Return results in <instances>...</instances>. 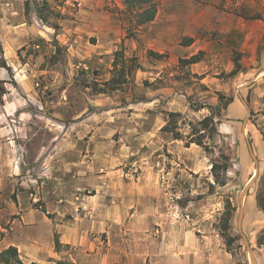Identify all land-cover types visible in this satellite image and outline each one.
<instances>
[{"label":"rangeland","instance_id":"374dc122","mask_svg":"<svg viewBox=\"0 0 264 264\" xmlns=\"http://www.w3.org/2000/svg\"><path fill=\"white\" fill-rule=\"evenodd\" d=\"M24 1L0 0V47L3 53H0V61L4 57L11 67L18 69L17 73H23L27 78L22 85L14 82L16 72L7 73L10 94L3 98L8 103H14L18 98L23 104L21 110L12 111L10 115L13 120L9 125L13 131V125H16L15 133L21 135L19 142L16 140L11 145L14 150L12 165L18 164L20 174L17 178L32 194L33 206L46 211L43 197H51L59 204L66 197L65 193L72 191L78 183L83 196L95 197L90 207L100 202V210L107 213L109 206L115 207L116 215L120 211L124 214L128 206L122 201H114L116 195L112 192L121 191L128 181L138 182L158 174L159 186L167 192L169 201L170 212L165 216L172 222L169 232L193 230L200 240L206 241L204 252L209 245L226 251L219 227L228 198L235 207L228 231L234 242L230 253L226 251L230 264H251L249 252L256 264H264V211L258 208L255 200L258 181L264 173V74L259 76L257 71L246 68L247 72L236 79L230 74H220L225 79L233 78L228 80L230 90L224 95L237 103L240 116L232 108H219L217 92L204 95V102L197 100L200 97L197 92L186 96L190 106L205 103L215 107L217 134L206 140L210 153L196 145L185 149L182 141L171 148L167 144L170 135L160 131L158 136L147 139L144 137L147 124L131 120L133 116L127 107L143 100L151 85L135 77L137 68L129 62L133 57L126 56L122 46L117 51L122 49L126 60L123 63L118 58L117 64L124 75L119 76V70L113 71L112 66L108 80L116 77L118 82L110 87L102 86L105 81L97 77L95 68L99 48L94 46L97 40L89 24L96 16L92 17L85 11L86 7L70 1L63 10L68 18L59 22L60 29L55 32L47 25L26 19ZM122 3L120 9L113 1L108 4L100 0L97 11L113 14L111 16L121 22L125 36L130 31L135 36L139 27H133L134 19L126 12L124 0ZM258 5L257 11H253V6L247 7L245 20L258 18L264 22V0ZM237 38L239 40V36ZM233 58L239 60L240 55L237 53ZM183 75L184 83H193L189 73L183 72ZM93 87L107 90L109 97L98 96L100 94L93 92ZM212 97L215 100L209 99ZM106 108L111 111L102 113ZM182 115L186 118L185 123L206 117ZM0 126L9 127L1 113ZM182 130L187 133L189 127L182 125ZM221 154L229 159L223 186L215 185L210 173L211 163L220 161ZM255 174V181L244 199L240 221L239 196ZM85 211L86 208L80 210L81 214ZM186 213L189 214L188 221L183 217ZM65 220L72 218L67 216ZM87 220L91 221L90 215ZM1 226L4 230L0 228V251L9 247L1 244L9 232V225ZM39 229L41 240H45L44 227L40 225ZM155 233L151 232L153 238ZM102 239L106 241L105 235ZM78 250V247L60 246L52 264H74L69 255L84 254L83 250ZM17 251L22 264H37L23 259V252ZM194 253L191 252V264H194ZM180 255L157 259L155 256L146 264H186L187 259H180Z\"/></svg>","mask_w":264,"mask_h":264},{"label":"crops","instance_id":"0c3cea01","mask_svg":"<svg viewBox=\"0 0 264 264\" xmlns=\"http://www.w3.org/2000/svg\"><path fill=\"white\" fill-rule=\"evenodd\" d=\"M70 1L86 7L85 11L92 17L96 16L89 24L97 40L94 46L99 48L95 68L100 80L110 78L112 54L120 46L126 56L137 59L139 68L135 77L142 82L148 81L151 86L143 100L130 104L127 109L133 116L131 120L147 124L144 132L147 139L158 136L165 124V112H179L197 118L207 116L208 109L194 110L187 103L186 96L197 92L200 96L197 100L204 102V95L208 93L226 94L230 90L228 80L247 72H237L233 78L227 79L220 76L233 70L235 54L240 55L242 67L257 71L259 76L264 74V22L258 18H244L247 7L253 6V11H257L263 0H155L154 19L140 26L135 36L129 38L125 36L121 22L111 16L113 14L97 11L100 0H67V3ZM102 1L108 4L113 1L115 6L123 8L122 0ZM148 52L165 57L156 59ZM196 55L200 56L197 62L181 64L180 61ZM11 70L16 72L14 82L26 83L23 73H17L15 67ZM183 72L189 73L193 83H184ZM7 76V71L0 68V80L7 81ZM7 84H4L5 95L10 94ZM101 95L109 97L107 94L98 96ZM209 99L215 100L213 97ZM21 108L23 104L18 98L14 103L3 98L0 106L2 119L9 126H0V228L3 231L1 225H9V232L1 240L3 246L16 247L23 252V259L37 264L53 263L57 256L55 235L62 247L73 246L78 247V252L84 251L81 256L79 253L74 257L69 255L74 264H146L152 257L157 259L177 253H181L180 259H187L186 264H191V252H195L194 264H230L228 254L219 246L209 245L204 252L206 241L200 240L193 230L176 232L175 235L169 232V223L172 222L165 218L170 212L169 201L167 192L159 186L158 174H151L138 182L128 181L122 185L121 191L112 192L116 195L114 201H122L128 206L124 214L120 211L116 215L115 207L109 206L106 213L100 210V202L90 207L95 197L83 196L78 183H75V191L65 193L61 204H55L51 197H43L46 211L35 208L32 194L17 178L20 174L18 164L12 165L14 150L11 145L16 140L19 142L21 135L15 133L16 125H13V131L9 121L13 120L12 111ZM227 108L234 109L240 116L234 100ZM110 109H102V113H108ZM179 142L170 140L167 144L172 148ZM84 208L86 213L81 214L80 210ZM89 215L91 221L87 220ZM67 216L72 220H65ZM40 225L45 229V240H41ZM153 231L156 232L154 238ZM103 235L106 241L102 239Z\"/></svg>","mask_w":264,"mask_h":264},{"label":"trees","instance_id":"16d2710c","mask_svg":"<svg viewBox=\"0 0 264 264\" xmlns=\"http://www.w3.org/2000/svg\"><path fill=\"white\" fill-rule=\"evenodd\" d=\"M67 0H25L23 4L24 16L28 20H35L41 23L42 25H47L51 27L55 32L60 29L59 22L68 18V15L63 12L67 7ZM125 10L128 14L131 15L133 20V27H140L144 24L151 22L156 14V3L155 0H124ZM134 36L132 31H130L126 37ZM184 43V41H183ZM56 44V42H55ZM0 53H2L0 47ZM149 56H152L156 59H162L165 55L156 54L153 52H148ZM120 58L123 63L126 60L124 57V53L122 49L116 51L114 53L113 60V71L118 69L117 59ZM200 56L196 55L189 59L182 60L180 62L184 64H191L197 62ZM129 62L134 65L135 68H139V65L136 63V58L129 59ZM234 68L229 73L230 75H234L237 72H244L246 69L242 67L239 63L238 58L233 59ZM0 68H4L9 75H11V67L6 64L4 57H2L0 61ZM119 76L124 75L123 69H118ZM118 79L116 77H112L110 80L105 81L102 86L109 87L117 83ZM7 81L0 80V106L3 105V96L6 93V89L4 84ZM12 83V81L10 82ZM13 84V83H12ZM93 92L99 94H107L108 91L102 88L97 89L93 87ZM217 100L219 108L226 109L227 106L233 101L232 97H227L223 93L217 92ZM221 106V107H220ZM191 108L194 110H199L200 108L209 109L210 115L196 120L194 122L188 121L186 122V118L179 112H165V124L160 129L162 133L168 134L171 137V140L182 141L184 147L188 148L191 144L201 147L205 152L210 153L209 145L206 143V140L212 139L214 135L217 134V122L214 121V110L215 107L211 105H199L194 107L191 105ZM218 115V114H217ZM187 125L189 127V131L184 133L182 130V125ZM228 157L224 154L220 155V161H213L211 163L210 173L214 179V184L223 186L225 185L226 177L225 172L228 169ZM212 188V185H210ZM257 191L255 195V200L258 208L264 211V173L260 177L258 181ZM235 211V207L232 206L230 199H225L224 212L220 217V227H219V236L223 239L224 244L226 246V251L230 253L232 249V244L234 242V238L230 235L229 228L230 222L233 216V212ZM61 244L58 241V237L55 235L54 237V249L58 251ZM0 263L1 264H22L19 258L18 251L15 247L9 246L8 248L0 251ZM36 264V263H30ZM56 264H61L57 262Z\"/></svg>","mask_w":264,"mask_h":264},{"label":"water","instance_id":"95a60500","mask_svg":"<svg viewBox=\"0 0 264 264\" xmlns=\"http://www.w3.org/2000/svg\"><path fill=\"white\" fill-rule=\"evenodd\" d=\"M255 178H256V174L255 176L249 181V183L244 187V189L242 190V192L240 193V196H239V206H240V221H241V217H242V212H243V203H244V199L247 195V193L249 192V189L251 187V185H253L254 181H255ZM249 256H250V261H251V264H256L255 263V259L253 257V255L251 254V252H249Z\"/></svg>","mask_w":264,"mask_h":264},{"label":"built area","instance_id":"2783aa9c","mask_svg":"<svg viewBox=\"0 0 264 264\" xmlns=\"http://www.w3.org/2000/svg\"><path fill=\"white\" fill-rule=\"evenodd\" d=\"M183 217H184V220H186V221H188L190 219L188 213H186Z\"/></svg>","mask_w":264,"mask_h":264}]
</instances>
